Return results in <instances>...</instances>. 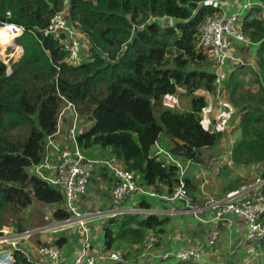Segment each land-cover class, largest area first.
I'll list each match as a JSON object with an SVG mask.
<instances>
[{
	"label": "trees",
	"instance_id": "trees-1",
	"mask_svg": "<svg viewBox=\"0 0 264 264\" xmlns=\"http://www.w3.org/2000/svg\"><path fill=\"white\" fill-rule=\"evenodd\" d=\"M210 1L0 0V28L5 23L24 28L17 39L23 56L10 74L0 59V237L5 227L27 232L25 213L33 205L48 208L52 223L71 217L60 190L29 173L43 162L46 142L58 131L66 101L90 122L76 135L82 150H103L104 160L114 158L135 174L141 188L161 197L173 195L181 179L173 161L156 156L162 134L170 140L168 151L175 159L206 165L204 152L217 147L225 133L203 125L208 102L200 92L216 99L226 94L225 103L238 111L237 126L231 128L232 166L248 171L259 167L264 180V12L252 8L241 16L248 42L258 45L257 68L240 66L219 90L213 60L198 46L202 26L220 11ZM64 10L72 27L89 40L86 60L76 65L65 61L60 43L43 35L52 17ZM180 90L191 97L188 111L166 105L165 98ZM96 172L100 176L93 175V187L112 193L108 190L116 179L111 169ZM231 173L225 174L217 200L255 182ZM188 175L186 186L195 197L200 184ZM104 183L109 184L106 190ZM135 206L151 208L146 201ZM169 222V217L143 212L110 218L101 226L104 248L134 249L137 260L150 234L156 235V246L161 245ZM55 243L62 248L69 237L61 234ZM12 253L13 264H36L25 249ZM133 258L126 255V261ZM155 264L199 263L162 259Z\"/></svg>",
	"mask_w": 264,
	"mask_h": 264
},
{
	"label": "built area",
	"instance_id": "built-area-1",
	"mask_svg": "<svg viewBox=\"0 0 264 264\" xmlns=\"http://www.w3.org/2000/svg\"><path fill=\"white\" fill-rule=\"evenodd\" d=\"M67 4L66 2V10L68 8ZM210 4L220 8V11L217 16L208 18L202 26L198 46L207 52L213 60L216 72V85L220 90L228 77V74L224 71V67L228 60L232 58L234 43H248V40L244 34L241 16L239 14L227 16L226 13L222 12L230 4L229 1L220 2L212 0ZM67 17L68 13L65 10L55 14L48 28L43 31V35L60 43L63 51L66 53L65 61L69 65H76L81 63L82 47L80 37L83 35L72 27L71 24L68 26ZM1 28L13 38V44H9L5 50V52H8L10 49L12 53L7 55H10L11 59L15 58L13 56L18 53L19 47L21 48L20 54L23 55L24 49L17 43V39L23 35L24 28L14 23H5ZM16 46L18 48H15ZM228 109L229 107L225 101L220 99L216 109V120L223 124V130H228L230 115ZM214 110V106L209 105L203 114H212ZM81 121V116L75 105L66 101L58 120V131L49 137L46 142L43 162L31 168L29 173L45 181L48 185L57 187L64 196L65 208L70 212L71 217L63 222H59L57 228L56 224H54L52 227H46V229L49 228L53 234L58 232L59 227H71L75 229L78 234L77 243H79V248L76 249V256L72 264L124 263L129 251L123 248L108 251L95 246V234L92 228L94 221L92 218L94 216H101L108 220L110 218L122 217L125 214L142 213V209L130 203L132 198L136 194L150 197H157L158 195L155 192L141 188L135 174L118 166L114 158L94 160L87 157L76 138L78 130L82 129L80 126ZM59 137L63 139L60 140ZM156 146V156L168 157L181 170L180 183L176 187L174 194L170 196L164 195L161 198L167 201H182L186 205V212L197 214L199 208L194 206V198L190 195L185 182V176L191 166V162L183 163L181 160L175 159L159 145ZM106 167L111 169L116 179V184L111 193L109 209L96 213L83 212L81 210V203L88 193L89 184L92 181L94 172ZM263 185L264 180L258 178L252 185L243 186L240 190L229 193L222 200L207 197L206 204L213 211V218L210 223L214 225L207 244L182 247L174 252L162 254L161 258L164 260L174 258L178 261H192L200 264L203 259V248L214 247L216 245L220 237L218 224L227 216H238L245 220L248 226L246 242L257 243L264 241ZM32 233L31 231H27L20 235L18 239L29 238ZM7 240L6 238L5 241ZM55 242L56 238L54 239L52 236L49 238V241L44 242L36 249L37 257L31 255L30 258L36 264H67V257ZM156 243V235L150 234L143 254L147 256L152 255ZM13 245L16 246V243H13ZM27 246V249L33 248L32 246ZM12 254L11 252L8 255L11 258L9 260L10 264L15 262Z\"/></svg>",
	"mask_w": 264,
	"mask_h": 264
},
{
	"label": "crops",
	"instance_id": "crops-1",
	"mask_svg": "<svg viewBox=\"0 0 264 264\" xmlns=\"http://www.w3.org/2000/svg\"><path fill=\"white\" fill-rule=\"evenodd\" d=\"M252 8H259L264 12V5L258 0H231L230 4L226 8H224L222 12L226 13L227 16L232 14H239L243 18L248 12H250ZM8 39H10V41L5 45L4 50L6 46L13 41L12 38ZM80 39L84 40L83 49H88L87 45L89 43V40L84 36L80 37ZM257 49L258 45L252 44L250 42L234 43L232 58L228 60L226 66L224 67V71L228 74V76H230L240 66H247L256 69ZM20 53L21 48L19 47L17 56H19ZM200 95H205L208 106L213 105L215 108L214 113L209 115L203 114V125L206 128L211 130L230 131L231 127L235 128L237 126L238 111L228 103V112L230 113L228 119V130H223V124L220 121L216 120V109L219 105L220 99L227 101L226 94H222L223 97L220 99L219 97L216 99L214 96L206 92H200ZM167 99H165V101H167ZM230 138L231 137L223 139V142L220 143V145L213 148L212 150L205 151H211V161H216L217 159H221V157H226V159L228 160V164L226 165L229 166V169L222 170V168L224 169V166L226 165H224L223 167L221 166L220 173H218L219 178L212 181L214 184H217V186H214L215 189L213 187H205L204 183L200 184L198 182L200 184V191L199 193L194 192L196 193L195 197L188 190L190 195L194 198V206L196 208H199L197 214L186 212V205L184 204V202L179 200L167 201L162 199L159 195L157 197H150L136 194L132 198L130 203L133 205H139L145 201L150 205V209L142 208L143 214L150 213L156 214L158 216H166L170 218V222L165 228L166 233L162 236V240L160 242L161 245L159 247H155L152 255L147 256L142 253L136 260L134 257L136 252L134 251V249H132L133 254L131 255V258H134L132 260L125 261L124 263L117 264H155L162 260L161 255L166 252H174L182 247H192L198 244H207L210 238V234L214 229V225L210 223L211 219L213 218V211L207 206L205 201L206 197L212 198L213 196L211 195H214L215 199L217 198L216 195L219 194L220 188L225 185V174H230L232 172L231 175L234 178H249L248 175L250 174V171H252H248L243 168L235 169L232 166V163L230 161L232 146L228 148V152H224V154L221 155L220 151L222 150L220 147L224 146L226 143L233 144ZM167 139H161L157 145L162 147L164 150L168 149L169 144L171 145V142ZM95 151H100L102 154L104 153L103 150L97 147L95 148ZM214 153H219V155L215 156ZM90 159L97 160L99 158ZM204 162L205 164H207L206 160H204ZM194 165L199 167L201 166V164H193L192 167L190 166V171L193 169ZM256 168L259 169V167H255V169ZM196 173L197 175H199L198 171ZM219 175H223V179ZM95 176H98L97 178H99L100 173L96 172L94 174V177ZM188 176L192 177V175ZM197 177L199 178V176ZM258 178L259 175L257 172L254 173L250 179L256 181ZM106 189L107 185L104 183V185L102 186V190ZM110 204L111 193L105 194L103 191L99 192L97 187L94 188L93 186H90L86 197L81 203V210L83 212L96 213L98 211L108 210ZM92 220L94 221L92 228L95 234V246L101 249H105L104 234L101 230V226L103 222L106 221V219L101 216H94ZM218 229L220 231L218 242L214 247L203 248V259L200 264H264V241L257 243H250L245 241L248 232V226L244 219L238 216H227L225 219L219 222ZM59 235H56V238ZM77 240L73 243L76 245H73L70 241L69 243H66L62 248L59 247L64 252L63 254L67 257V264H72L73 259L76 256V249L79 248V243H77ZM170 259L175 260L174 258Z\"/></svg>",
	"mask_w": 264,
	"mask_h": 264
},
{
	"label": "rangeland",
	"instance_id": "rangeland-1",
	"mask_svg": "<svg viewBox=\"0 0 264 264\" xmlns=\"http://www.w3.org/2000/svg\"><path fill=\"white\" fill-rule=\"evenodd\" d=\"M0 38H1V34H0ZM2 41V39H0ZM80 43H81V62H84L87 58V53H88V49H83V44H84V40L80 39ZM3 44V43H2ZM9 45V44H8ZM7 45V46H8ZM5 47V45H2V49L0 48V59L8 66V73L10 74L12 72V66L14 63H16L17 61H19L23 55H18V53H16L13 57L17 58H12L10 57V55L7 54H11L12 50H8V52H3V48ZM7 48V47H6ZM5 48V49H6ZM88 48V45H87ZM5 51V50H4ZM11 59V61H10ZM183 90H180V94L179 95H175V96H168L165 99H167L166 103L169 107H171L170 109H174V110H180V111H188L191 107V97L182 94ZM82 120V124L80 123V126L83 130L87 129L90 127V122L85 121V119L81 118ZM232 128V127H231ZM225 133V138H229L232 140L231 142H235L234 136L232 134V129H230V131H224ZM59 139H63L61 137H59ZM57 139V140H59ZM161 139H167L165 137L164 134H162ZM169 140V139H167ZM223 140H221L220 143H222ZM233 144L231 143H226L224 146L220 147L222 151L221 155L224 154V152H228V148L233 146ZM220 145V144H219ZM166 151H168V149H165ZM169 152V151H168ZM85 155L87 157L90 158H99V159H105L107 158V153L104 152L103 154L100 151H95V149L93 150H87L84 151ZM211 151L205 152V160L207 161L206 166L201 165L196 166L194 165L193 169L190 171L189 169H191L192 165L195 163H191V167L188 169L189 171V175H192V177H194L200 184L204 183L205 187H213L215 189L214 186H217V184H214L212 181L213 180H217L218 177V173H220V169L221 166H224L226 164H228V160L226 159V157H221V159H217L216 161H211ZM214 155H219V153H214ZM199 173V175H197V172ZM253 172V173H252ZM258 169L253 166L252 171H250V174L248 175L249 178L252 177V175L254 173H257ZM187 174V175H188ZM199 176V178L197 177ZM221 176V175H219ZM190 177V176H189ZM223 179V178H222ZM93 186V181L90 182L89 187ZM109 186V184L107 185ZM97 186L95 185L94 188H96ZM108 188V187H107ZM113 189H109V193L110 191L112 192ZM192 194V192H190ZM193 195V194H192ZM212 198L215 199L214 195ZM217 200V199H216ZM26 217H29V220H27L26 222V229L27 231H31L33 232L32 235L29 238H25V239H18L20 235L24 234L25 232L21 233L18 230H16L15 228L12 227H5L3 232V236L0 237V264H10L11 262H9V260H11V258L8 256L9 253L13 252V250H15L18 247H22L23 250H27L29 252V255L37 257V248L42 245L44 242L46 243L47 241H49V238H51L53 236V238H56V235L62 234V236H68L70 241L73 243L74 241L77 240L78 238V234L76 233L74 228L71 227H59L58 232L56 234H53L50 232L49 228L46 229V227L48 226H53L54 224H56V228L58 227V223H52V215L50 213V211L47 209H45L44 207H39L37 205H33L32 207H30V209H28L25 213ZM42 219H46L45 222H47V224L43 225L41 220ZM42 229V231H40ZM46 229V230H45ZM20 230V229H19ZM52 235V236H51ZM60 236V235H59ZM8 239L7 241H5V239ZM13 243H16V246L13 245ZM53 243V241H52ZM32 246L33 248H30L29 250L26 248V246ZM120 249V248H119ZM127 251H129V254H133L132 253V249L129 248H123Z\"/></svg>",
	"mask_w": 264,
	"mask_h": 264
},
{
	"label": "bare ground",
	"instance_id": "bare-ground-1",
	"mask_svg": "<svg viewBox=\"0 0 264 264\" xmlns=\"http://www.w3.org/2000/svg\"><path fill=\"white\" fill-rule=\"evenodd\" d=\"M0 34H1V38H2V41L0 40V48L2 49V45H6L10 41V39H8V38H12V37L9 36V34L2 28H0ZM12 40H13V38H12ZM9 44H13V41ZM15 48H17V46ZM3 51H4V48H3Z\"/></svg>",
	"mask_w": 264,
	"mask_h": 264
},
{
	"label": "water",
	"instance_id": "water-1",
	"mask_svg": "<svg viewBox=\"0 0 264 264\" xmlns=\"http://www.w3.org/2000/svg\"><path fill=\"white\" fill-rule=\"evenodd\" d=\"M67 22H68V26H70V24H71V20H70V17L68 16L67 17ZM100 56H102V53L100 52V51H98L97 52ZM26 247H28V246H26ZM29 249V248H28Z\"/></svg>",
	"mask_w": 264,
	"mask_h": 264
}]
</instances>
